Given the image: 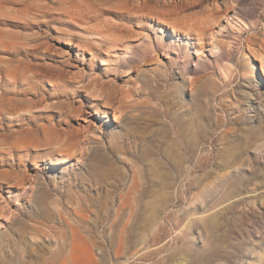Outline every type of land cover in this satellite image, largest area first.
Here are the masks:
<instances>
[{"label": "rangeland", "instance_id": "obj_1", "mask_svg": "<svg viewBox=\"0 0 264 264\" xmlns=\"http://www.w3.org/2000/svg\"><path fill=\"white\" fill-rule=\"evenodd\" d=\"M16 66L45 101L9 119ZM263 67L264 0H0V135L72 131L0 145V264H264ZM56 81L84 115L60 124Z\"/></svg>", "mask_w": 264, "mask_h": 264}, {"label": "bare ground", "instance_id": "obj_2", "mask_svg": "<svg viewBox=\"0 0 264 264\" xmlns=\"http://www.w3.org/2000/svg\"><path fill=\"white\" fill-rule=\"evenodd\" d=\"M112 27V26H111ZM108 29V28H107ZM112 29V28H111ZM115 28L113 27V30ZM110 30V28L108 29ZM118 31V30H117ZM128 33V32H127ZM99 34V33H97ZM101 35V34H100ZM135 34L131 33V36L134 37ZM119 36V35H118ZM130 36V37H131ZM103 37V36H102ZM128 37H124L122 34L120 35V37L116 38V37H103V39L101 40L102 44L106 47H108V49H115L118 48V46L120 45H125V52L127 53V50H130V44H131V40H127ZM143 39V38H142ZM146 39H144L145 41ZM78 47H80V44H78ZM127 47V48H126ZM94 48V47H93ZM120 49V48H119ZM147 49L153 53V45L151 43H149V45H147ZM143 59L144 60H149L151 58H153V56H144L143 55ZM150 57V58H149ZM61 66V65H60ZM25 67V66H24ZM68 67L65 66L64 68ZM32 68V67H31ZM30 68V69H31ZM69 68V67H68ZM15 74L21 79V82L19 83V85L21 87H23V85H27V86H31V87H26V88H22L19 92L17 91H13L12 95L15 96L14 98H10V101H8V104H6L5 107V113L8 114L10 116L9 119H12L15 117V115L19 114L18 111H20V107L27 103H32L33 107L37 105L42 106L43 102L45 101V98L43 97V94H39L36 93L34 90V87H36V85H32L33 82L30 81L31 78L27 77L24 75V69L21 67H15ZM263 70L261 71L264 74V67L262 68ZM67 72L64 69H61L60 67L56 68L55 70V75L57 76H64ZM51 74V73H50ZM84 74V73H83ZM83 74H81V76H83ZM112 75V74H111ZM78 76V75H77ZM80 76V72H79V78ZM85 76V75H84ZM73 77V76H72ZM77 77V78H78ZM86 77V76H85ZM60 79V78H59ZM62 79V78H61ZM66 79V78H65ZM87 79V78H86ZM260 79V78H259ZM71 80V79H70ZM85 80V79H84ZM63 81V80H62ZM79 81V80H78ZM81 81V80H80ZM79 81V82H80ZM108 81V80H106ZM111 81V80H110ZM16 82V81H14ZM73 82V81H72ZM71 82V83H72ZM82 82V81H81ZM65 82H58L56 81L52 87L53 89V93L52 95H48V98H63L65 100L57 103V105H54V107L56 109H58L60 111V113H58L56 110V112L58 114H60V116L62 117V120L60 121V124H63V122L66 120V118L70 117V115H75V116H81L85 114V109L86 107L83 106V104H80L77 108H72L74 102H71L67 99V96H69V93H67L66 90L62 89L63 86H65L64 84ZM75 83V82H74ZM77 83V82H76ZM84 83V82H83ZM87 83V82H86ZM14 84V83H13ZM108 82H103L100 78L95 77V78H91L89 80V82L87 84H82L80 87V91H83L87 94L88 98L90 99H101L102 102H104L107 105L112 104V106H114V102L113 100L117 98V94L118 91L115 88H112V86L108 85ZM39 85V84H38ZM15 88V87H14ZM64 88V87H63ZM16 89V88H15ZM37 89V88H36ZM75 89V88H74ZM78 89V87H77ZM76 89V90H77ZM33 93H30L31 98H28L27 100H22V105L20 104V100L17 96H24L29 94V91H32ZM39 90V89H38ZM121 91V90H119ZM52 92V91H51ZM78 93V92H77ZM119 95V94H118ZM70 98V97H68ZM75 98V97H74ZM120 98V97H119ZM71 99V98H70ZM116 101V100H115ZM113 102V103H112ZM76 103V102H75ZM116 103V102H115ZM118 104V103H117ZM39 106V107H40ZM48 107V105H46ZM32 107V106H31ZM32 107V108H33ZM35 107V108H36ZM4 108V107H3ZM28 108V106H27ZM25 109L26 111H30L28 109ZM34 108V109H35ZM24 109V108H23ZM22 109V110H23ZM30 109V107H29ZM67 109V110H66ZM3 110V109H2ZM33 110V109H32ZM48 113V112H47ZM34 114V113H33ZM38 114L42 115V119L45 120L48 123V126L45 125H40L38 124L35 120H31L30 123L32 124V127H27V128H23L17 131H11L9 130L10 128L7 127L5 129V133L0 135V138L2 137L3 140L1 139V143L0 145H3L5 147H1L2 150H6L7 151H15L18 152L19 150L22 149V147L26 144H28L29 146H35V147H39V146H46L50 149V151H57V152H62L65 151L64 147H66L67 145H71V132L72 131H65L63 129H59L57 128L58 125H53L49 122V115L46 114L45 112H38ZM31 115V114H30ZM22 116V115H21ZM29 116V115H28ZM35 116V115H34ZM33 117V116H32ZM19 118V119H18ZM8 119V118H7ZM15 119H18V121L22 122L23 119L20 118V115L18 117H16ZM34 119V118H33ZM40 119V118H39ZM58 121V122H59ZM17 122V121H16ZM17 124V123H16ZM28 124V123H27ZM59 124V125H60ZM66 125V124H65ZM27 126V125H26ZM85 127V126H84ZM89 127V126H88ZM61 128V127H60ZM90 128V127H89ZM3 129V128H2ZM83 129V128H82ZM69 130V129H68ZM72 130V129H71ZM86 131V129H84ZM79 131V130H78ZM75 135V134H74ZM81 136V135H80ZM25 141V142H24ZM78 143V142H77ZM45 147V148H46ZM31 148V147H30ZM34 149V148H33ZM32 150V149H30ZM48 150V149H47ZM49 151V152H50ZM23 152V151H22ZM2 153V152H1ZM56 153V152H55ZM27 155V154H26ZM21 157V156H20ZM20 159V158H19ZM22 160V159H21ZM7 164V163H6ZM15 164V163H14ZM19 165V164H18ZM10 168V167H9ZM17 179V178H16ZM13 180V179H12ZM19 180V179H18ZM17 181V180H16ZM21 181V180H20ZM18 184V183H16ZM53 233V232H52ZM65 233V232H64ZM65 236V234H64ZM64 242V241H63ZM59 247V246H58ZM65 251V250H64ZM63 254V252H62ZM64 255V254H63ZM62 256V255H61Z\"/></svg>", "mask_w": 264, "mask_h": 264}]
</instances>
